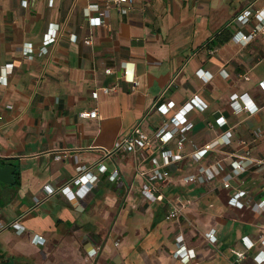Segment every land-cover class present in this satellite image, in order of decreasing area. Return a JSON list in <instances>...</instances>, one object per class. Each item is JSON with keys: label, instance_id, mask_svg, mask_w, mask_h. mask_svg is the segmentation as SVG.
Returning <instances> with one entry per match:
<instances>
[{"label": "crops", "instance_id": "obj_1", "mask_svg": "<svg viewBox=\"0 0 264 264\" xmlns=\"http://www.w3.org/2000/svg\"><path fill=\"white\" fill-rule=\"evenodd\" d=\"M91 2L105 0H0V74L6 76L0 82V162L15 166V182L0 181V222L19 219L25 227L20 234L0 229V264H264L254 259L264 248V211L251 208L264 197V39L243 45L232 37L255 22L243 25L236 15L264 7V0H134L126 14L109 7L105 24L84 15ZM47 34L55 40L41 53ZM25 46L31 57L23 54ZM123 64L134 74V88L122 77ZM234 92L248 93L258 111L235 113L229 105ZM168 101L174 106L163 114L157 103ZM189 102L183 158L162 167L169 171L159 185L163 199L148 202L141 171L150 173L153 158L161 163L163 147L174 148L177 137L162 146L154 132ZM93 108L95 117L79 114ZM136 125L151 137V149L106 154ZM227 130L229 143L204 150L199 160L191 157L194 145ZM238 158L253 162L225 187L222 177ZM99 161L105 171L94 166ZM79 164L97 180L83 197L69 200L57 188ZM201 166L218 173L187 185L183 176ZM114 168L119 176L111 180ZM45 184L55 188L49 195ZM237 189L247 192L241 207L228 202ZM172 205L183 207L167 218ZM212 229L214 242L205 236ZM177 233L196 252L188 263L173 256ZM36 234L44 241L34 243ZM243 237L253 246L236 261Z\"/></svg>", "mask_w": 264, "mask_h": 264}, {"label": "built area", "instance_id": "obj_2", "mask_svg": "<svg viewBox=\"0 0 264 264\" xmlns=\"http://www.w3.org/2000/svg\"><path fill=\"white\" fill-rule=\"evenodd\" d=\"M28 0H23V4L27 5ZM134 5V0H105L104 4L101 6L98 3H89L84 7V15L89 18L91 24H105V17L108 14L109 7L114 6L118 10L120 14L128 13ZM92 12H96V14H92ZM236 19L241 22L243 25H249L251 20L254 19L255 22L251 23L247 32H243L238 30L235 32L232 37L235 41L245 45L252 38L258 36L264 39V7L259 8H244L236 15ZM55 40L54 34H47L42 41L41 53H46L48 49V44L52 43ZM85 43H91V38L87 37L84 39ZM23 54L31 57L30 46H25L22 49ZM8 69H12V63L5 64ZM122 67V77L127 81L133 83V88L136 86L137 81L134 77V74L129 71L126 67V64L121 65ZM107 72H111V68L106 69ZM223 75L228 76V73L225 70H221ZM199 74L202 76L203 73L199 71ZM245 78H249L248 75H244ZM0 82H6V76L0 74ZM261 85L264 86V80H261ZM109 88L106 87L105 91H108ZM96 95V91L93 92ZM194 102L198 101V97L195 95L192 99ZM229 105L231 109L235 113H239L241 111H246L249 114H253L258 111V105L253 101V99L248 95V93H237L234 92L230 95ZM174 102H159L157 103V108L163 114L169 113V111L173 108ZM192 106V103H187L184 106L180 107L176 110L172 115H170L169 119L163 121L161 125L155 130L154 137L158 140V142L165 146L174 136L176 137V146L174 148L163 147L162 155L163 161L161 163L158 162L156 158H153V166L150 169V173L146 174L145 171H141V173L146 177V181L141 186V194L148 202H154L157 200L163 199V194L159 188L160 183L167 180L169 171L167 169L162 168L163 166L179 161L183 158V154L181 149L184 147V142L186 140V133L191 128L192 123L187 120L185 117L186 112L189 107ZM203 106V105H202ZM81 116L95 117L97 115V108H93L91 110L81 111L79 113ZM219 124H224V117H219L217 119ZM230 131H225L216 137L213 141L207 142L202 147H197L194 145V150L191 152V157L195 160H199L202 157V152L204 150H208L215 146L217 143L227 144L230 142ZM261 134V129L258 128L253 135V139H257ZM243 144H246V141L241 140ZM151 137L139 126L136 125L133 129L124 137L119 138L112 149L105 151L106 154H110L117 150L124 151H136L139 148L151 149ZM248 152V151H247ZM264 159H261L262 161ZM248 161V160H247ZM253 160H249L245 162L243 158L235 159L233 162V166L231 172H227L222 177V182L225 187L230 185V180L234 177V175L239 174L246 167L247 163H252ZM98 171H105L107 169L106 165L101 161L94 164ZM87 165L79 164L76 166V173L73 175L67 182L59 186L57 189L60 193L65 195L69 200H77L80 197H83L88 190L90 184L97 180V174L92 172ZM218 171H214L211 167H199L197 171L188 173L183 176V180L187 185H193L198 181H205L215 176ZM119 176V171L117 168H114L109 174V179L115 180ZM71 185H76L77 189L73 190ZM42 190L47 194H51L55 188L52 186L45 184L42 187ZM246 190L237 189V191L230 196L228 202L231 205L243 206L244 202L240 200L241 197L246 195ZM35 202L38 203L39 199L35 197ZM78 206H81L78 205ZM183 207V205H182ZM182 207H176L172 205V208L167 211L166 217L172 218L176 217L181 211ZM252 210L257 212L264 211V197H262L259 201L254 202L251 206ZM4 227H12L14 231L18 234L22 233L25 227L20 223L19 219H15L8 224L0 222V229ZM205 236L208 241L214 242L216 240V235L214 229L205 233ZM32 241L34 243H41L44 241L43 236L34 235ZM242 243L245 247L243 250L235 251V260L239 261L243 259L246 255V250L250 249L253 246V241L249 240L247 237L242 238ZM175 244L176 248L173 252V256L183 263H188L192 258L196 257V252L194 248L188 247L185 243L183 236L180 233L175 235ZM261 244L264 245V237L261 239ZM254 259L257 263L264 262V248H262L255 256Z\"/></svg>", "mask_w": 264, "mask_h": 264}, {"label": "water", "instance_id": "obj_3", "mask_svg": "<svg viewBox=\"0 0 264 264\" xmlns=\"http://www.w3.org/2000/svg\"><path fill=\"white\" fill-rule=\"evenodd\" d=\"M14 172L15 166L12 163L0 162V181L13 184L15 182Z\"/></svg>", "mask_w": 264, "mask_h": 264}]
</instances>
